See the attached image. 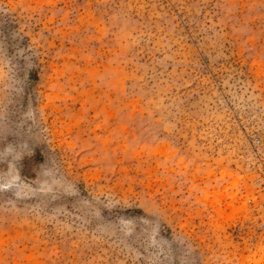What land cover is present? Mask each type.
I'll return each mask as SVG.
<instances>
[{
    "label": "rangeland",
    "instance_id": "obj_1",
    "mask_svg": "<svg viewBox=\"0 0 264 264\" xmlns=\"http://www.w3.org/2000/svg\"><path fill=\"white\" fill-rule=\"evenodd\" d=\"M253 135L264 0H0V264H264Z\"/></svg>",
    "mask_w": 264,
    "mask_h": 264
},
{
    "label": "built area",
    "instance_id": "obj_2",
    "mask_svg": "<svg viewBox=\"0 0 264 264\" xmlns=\"http://www.w3.org/2000/svg\"><path fill=\"white\" fill-rule=\"evenodd\" d=\"M250 144L252 146V158L244 160L245 165L249 167L253 172L256 171L257 176L254 177L251 181L254 183L256 188L262 186L264 189V180L258 179V165H263V158L259 153V147L264 145L263 140L258 135H253L250 138ZM260 169V167H259ZM264 173V170H263ZM247 204L251 209L252 216L254 217L255 227L264 232V196L257 197L255 195L254 199H248Z\"/></svg>",
    "mask_w": 264,
    "mask_h": 264
}]
</instances>
